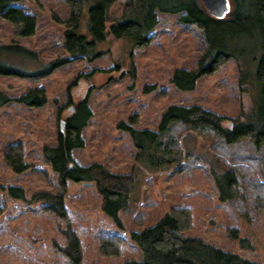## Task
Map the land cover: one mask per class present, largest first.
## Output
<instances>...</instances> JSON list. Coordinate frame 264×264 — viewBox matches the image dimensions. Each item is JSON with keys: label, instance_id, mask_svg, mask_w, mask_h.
<instances>
[{"label": "trees", "instance_id": "1", "mask_svg": "<svg viewBox=\"0 0 264 264\" xmlns=\"http://www.w3.org/2000/svg\"><path fill=\"white\" fill-rule=\"evenodd\" d=\"M22 1L0 0V18L11 24L14 36L19 39L34 36L36 25L34 15L29 14L24 6L16 5ZM30 1L39 4V0ZM62 2L69 8V17L61 20L54 16L53 21L63 25L65 56L42 64L34 72L0 62V76L41 81L74 59L82 58L92 63L105 54L99 46L106 43L108 37L113 41H127L131 49L144 47L159 24L158 15L170 14L178 15L181 24L194 27L201 34L197 67L194 70H174L170 82L175 89L193 91L200 78L217 72L232 59L239 71L240 93L248 96L250 89H253L254 95L250 97L247 111L240 115L246 117L245 120H239V117L228 123L227 127L222 124L227 118L198 105H170L161 114L156 130L136 127L140 118L133 113L127 122L121 121L117 125L118 129L130 136L136 149L132 155L134 165L128 173H121L101 162L79 165L73 160L72 151L84 147L82 131L92 118V111L88 105L90 90L79 100H74L71 88L82 80L90 84L88 80L96 72L102 71L93 69L88 73H79L66 88V103L57 110L58 116L64 110L67 113L59 118L56 143L41 147V160L57 177L56 192L35 191L27 198L23 188L10 186L7 188L9 196L20 202L39 205L42 214L59 220L63 242L54 241L51 250L68 264L84 263L83 243L72 227L66 208L65 195L69 182L93 183L100 197L97 210L112 227L98 230L100 257H117L128 247L135 246L141 253V259H127L122 264H260L221 249L204 238L186 236L185 233L193 229L190 207H171L154 225L142 229L139 224L136 225L140 212L136 209L139 199L135 191L141 186L144 175L146 178L147 175L172 169L184 172L198 167L202 158L189 149L188 141L194 139L192 134L210 133L218 147L235 154V157L231 156L232 165L218 159L217 164L209 163L208 172L218 201L231 206L238 204L244 217L253 215L251 200L264 196V179H261L264 178V0H230L231 10L223 19L211 17L199 0ZM0 50L17 53L30 60L36 58L35 52L13 42L0 45ZM131 68L134 78V67ZM153 90L155 85H146L142 93ZM10 102L30 108L44 107L48 102L46 89L33 87L14 98L0 91V108ZM54 103L58 104V101L54 100ZM181 135H185L182 148ZM246 162L250 168L242 180L238 169ZM3 163L16 175L35 165L26 161L22 142L7 145ZM125 216L140 229H132L123 237L117 231L125 230ZM226 232L240 249H253L247 238L240 237L238 229L229 228Z\"/></svg>", "mask_w": 264, "mask_h": 264}, {"label": "rangeland", "instance_id": "2", "mask_svg": "<svg viewBox=\"0 0 264 264\" xmlns=\"http://www.w3.org/2000/svg\"><path fill=\"white\" fill-rule=\"evenodd\" d=\"M16 5L24 6L34 15L35 34L16 38L11 24L0 18V45L16 43L35 52L36 58L30 60L0 50V62L34 72L42 64L65 56L63 25L53 21L54 16L61 20L69 17V8L62 0H39L38 5L24 0ZM158 19L151 40L144 47L131 49L127 41H113L108 37L107 42L99 46L105 54L90 64L82 58L74 59L41 81L0 76V91L12 98L33 87L45 88L48 98L47 104L40 108L15 102L0 108V264H68L51 250L54 241L63 242L59 220L42 214L39 205L13 199L7 188L21 187L27 198L35 191L56 192L57 177L41 160V147L56 143L59 118L67 113L64 110L58 116L57 110L66 103V88L79 73L93 69L102 71L88 80L90 84L82 80L71 88L74 100H79L90 90L88 105L93 112L83 132L85 146L72 151L73 160L79 165L104 160L106 162L101 163L109 169L128 173L134 165L132 155L136 149L130 136L117 125L121 121L127 122L133 113L140 118L136 127L153 130L157 129L161 114L170 105H198L227 118L222 123L224 127L239 117V120H245L246 117L240 115L247 111L254 92L250 89L248 96L240 93L239 71L232 59L217 72L200 78L193 91L175 89L170 82L173 71L197 67L201 34L198 29L181 24L178 15L159 14ZM131 67H134V78ZM146 85H155V90L143 94ZM185 135L180 137L181 148ZM192 135L194 139H189V149L196 152L202 162L184 172L172 169L146 178L144 175L141 186L135 191L139 199L136 209L140 212L136 225L143 229L163 218L171 207H190L193 229L185 233L186 236L204 238L221 249L264 264V196L251 200L253 215L246 217L238 204L231 206L218 201L208 172L209 163L217 164L218 159L232 165L231 156L235 157V154L218 147L210 133ZM16 142L24 144L26 161L35 163L19 175L3 163L7 145ZM240 145L249 147L245 143ZM248 168L247 162L239 167L242 180ZM253 173L256 175L255 171ZM65 197L72 227L83 243V264H122L127 259H141L135 246L128 247L117 257H100L98 254V228L103 224L109 229L112 227L97 210L100 197L93 183L69 182ZM132 222L125 216V236L132 229H140ZM229 228L238 229L240 237L247 238L253 249H240L237 242L228 237L226 230Z\"/></svg>", "mask_w": 264, "mask_h": 264}, {"label": "water", "instance_id": "3", "mask_svg": "<svg viewBox=\"0 0 264 264\" xmlns=\"http://www.w3.org/2000/svg\"><path fill=\"white\" fill-rule=\"evenodd\" d=\"M208 12V14L216 19H223L231 10L230 0H199ZM91 87V85H89Z\"/></svg>", "mask_w": 264, "mask_h": 264}, {"label": "crops", "instance_id": "4", "mask_svg": "<svg viewBox=\"0 0 264 264\" xmlns=\"http://www.w3.org/2000/svg\"><path fill=\"white\" fill-rule=\"evenodd\" d=\"M90 64V63H89ZM3 107H5V106H3ZM2 107V108H3ZM92 111V110H91ZM92 115H93V112H92ZM151 130H153V129H151ZM83 132H84V129H83V131H82V138H83V140H84V146H85V138H84V136H83ZM102 161H104V160H102ZM101 161V162H102ZM104 162H106V161H104ZM113 167V166H112ZM117 168H120L119 166L117 167Z\"/></svg>", "mask_w": 264, "mask_h": 264}]
</instances>
